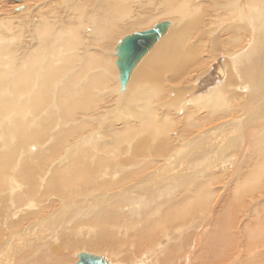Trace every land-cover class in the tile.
<instances>
[{
  "label": "bare ground",
  "instance_id": "obj_1",
  "mask_svg": "<svg viewBox=\"0 0 264 264\" xmlns=\"http://www.w3.org/2000/svg\"><path fill=\"white\" fill-rule=\"evenodd\" d=\"M163 21L122 88L116 47ZM219 176L245 209L212 248ZM81 252L264 264V0H0V264Z\"/></svg>",
  "mask_w": 264,
  "mask_h": 264
},
{
  "label": "water",
  "instance_id": "obj_2",
  "mask_svg": "<svg viewBox=\"0 0 264 264\" xmlns=\"http://www.w3.org/2000/svg\"><path fill=\"white\" fill-rule=\"evenodd\" d=\"M170 22L163 21L156 23L152 28L144 31L131 32L123 37L122 41L116 47V66L120 76V84L123 88L131 75V70L137 63L147 55V52L166 32ZM79 260L74 264H108L102 256H97L88 252H81L78 255Z\"/></svg>",
  "mask_w": 264,
  "mask_h": 264
},
{
  "label": "rangeland",
  "instance_id": "obj_3",
  "mask_svg": "<svg viewBox=\"0 0 264 264\" xmlns=\"http://www.w3.org/2000/svg\"><path fill=\"white\" fill-rule=\"evenodd\" d=\"M76 12L78 14H80V11H76ZM13 35H18V31H17V34L13 33ZM175 129L177 131V128H175ZM221 178L222 177L219 176L216 179H214L213 181H211L210 183H208L209 189H210V191L212 193L210 200H211V202H212L213 199L215 201H217L216 207L214 208L213 213H212V218L213 219L211 220L210 224H212V223H215L216 225L217 224L221 225V223L225 224L226 220H227L226 213L228 212L229 207H231L233 209V206H236V204L238 202L237 201L238 198L234 197L235 186L237 185V184H235V181L231 182L229 184V186L224 187L223 184H222V181H219ZM238 178H239L238 182H240L241 180L243 182V172L238 175ZM205 186L206 185L204 183H200L199 188L200 187H205ZM244 201H245V199H244ZM237 207L238 208L241 207L239 212H242V210L245 209L244 205L243 206H238L237 205L236 209H237ZM237 211H238V209H237ZM236 213L237 212H234L233 214H236ZM234 217H235V215H234ZM219 225H217L216 228H215V226H213L211 229H209L214 234V244L212 242V244H213L212 248H214V247L219 248V246H222V240L224 238L223 232H225L226 230L225 231H221ZM244 233L245 232H243V234ZM238 234H240V233H238ZM243 234L242 235L240 234L241 235L240 240H242V241H244L243 237L245 236V234L244 235ZM239 247L240 248H244L243 246H239ZM226 250L228 251V249H226ZM78 255L79 254H77L75 256V258H74L75 260L78 259ZM201 258H202V256H201Z\"/></svg>",
  "mask_w": 264,
  "mask_h": 264
}]
</instances>
